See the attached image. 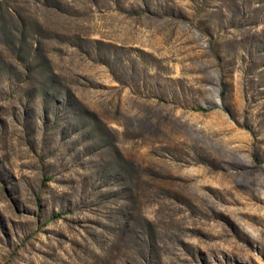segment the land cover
I'll return each instance as SVG.
<instances>
[{
	"label": "rangeland",
	"instance_id": "rangeland-1",
	"mask_svg": "<svg viewBox=\"0 0 264 264\" xmlns=\"http://www.w3.org/2000/svg\"><path fill=\"white\" fill-rule=\"evenodd\" d=\"M0 264H264V0H0Z\"/></svg>",
	"mask_w": 264,
	"mask_h": 264
}]
</instances>
